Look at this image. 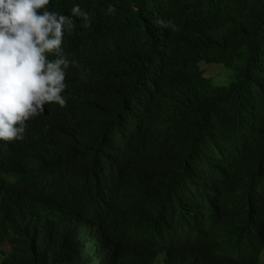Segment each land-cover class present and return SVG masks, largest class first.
I'll return each instance as SVG.
<instances>
[{
  "label": "trees",
  "instance_id": "1",
  "mask_svg": "<svg viewBox=\"0 0 264 264\" xmlns=\"http://www.w3.org/2000/svg\"><path fill=\"white\" fill-rule=\"evenodd\" d=\"M44 11L75 21L66 106L0 140V264H260L264 0ZM200 63L232 81L214 85Z\"/></svg>",
  "mask_w": 264,
  "mask_h": 264
},
{
  "label": "clouds",
  "instance_id": "2",
  "mask_svg": "<svg viewBox=\"0 0 264 264\" xmlns=\"http://www.w3.org/2000/svg\"><path fill=\"white\" fill-rule=\"evenodd\" d=\"M49 2L0 0V140L23 139L25 122L46 104L66 106L61 93L69 62L61 45L65 23L74 26L75 21L54 12L41 14ZM71 11L73 17L88 20L79 5ZM46 53L56 59L50 61Z\"/></svg>",
  "mask_w": 264,
  "mask_h": 264
},
{
  "label": "rangeland",
  "instance_id": "3",
  "mask_svg": "<svg viewBox=\"0 0 264 264\" xmlns=\"http://www.w3.org/2000/svg\"><path fill=\"white\" fill-rule=\"evenodd\" d=\"M199 68L204 77L209 78L214 85H227L232 81L231 70L222 65L200 63ZM260 264H264V251L261 255Z\"/></svg>",
  "mask_w": 264,
  "mask_h": 264
}]
</instances>
